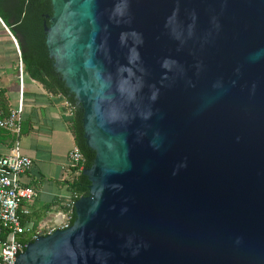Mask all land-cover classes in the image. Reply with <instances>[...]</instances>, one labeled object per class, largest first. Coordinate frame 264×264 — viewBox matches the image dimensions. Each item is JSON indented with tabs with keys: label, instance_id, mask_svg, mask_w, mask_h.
Wrapping results in <instances>:
<instances>
[{
	"label": "water",
	"instance_id": "1",
	"mask_svg": "<svg viewBox=\"0 0 264 264\" xmlns=\"http://www.w3.org/2000/svg\"><path fill=\"white\" fill-rule=\"evenodd\" d=\"M50 4L94 161L71 226L15 264H264V0Z\"/></svg>",
	"mask_w": 264,
	"mask_h": 264
},
{
	"label": "crops",
	"instance_id": "2",
	"mask_svg": "<svg viewBox=\"0 0 264 264\" xmlns=\"http://www.w3.org/2000/svg\"><path fill=\"white\" fill-rule=\"evenodd\" d=\"M6 26L0 24V98L7 108L18 105L16 56ZM66 99L50 92L42 84L25 77L22 99L20 150L32 164L20 178L22 186L33 188L35 200L19 207L21 216L42 212L53 204L39 225L53 219L60 207L70 197L65 185L67 154L74 146L73 136L64 117L68 116ZM12 145L11 135L0 130V156L8 153ZM27 212V214H24Z\"/></svg>",
	"mask_w": 264,
	"mask_h": 264
},
{
	"label": "trees",
	"instance_id": "3",
	"mask_svg": "<svg viewBox=\"0 0 264 264\" xmlns=\"http://www.w3.org/2000/svg\"><path fill=\"white\" fill-rule=\"evenodd\" d=\"M51 14L50 0H0V19L17 42L24 81L25 77H29L42 84L50 92L61 95L70 104L75 105L73 95L69 93L59 74L54 71L53 61L46 50L43 25L44 23L49 25L46 16H51ZM14 53L18 68L19 58L17 52ZM0 107L5 113L9 109L4 105L2 98H0ZM63 119L69 126L74 145L83 155L82 171L90 168L94 161V153L84 145L80 110L76 109L72 115L65 116ZM82 171L69 181H65L70 198L75 203L80 197L87 196L89 192L90 183ZM52 206L53 204L46 205L42 212L31 213L25 217L18 212L21 224L27 227V232L18 237L19 242L23 244L32 242L31 233ZM59 207L60 211L65 210V203ZM75 217V210H73L71 224ZM5 237L6 231L0 225V241L2 242Z\"/></svg>",
	"mask_w": 264,
	"mask_h": 264
},
{
	"label": "built area",
	"instance_id": "4",
	"mask_svg": "<svg viewBox=\"0 0 264 264\" xmlns=\"http://www.w3.org/2000/svg\"><path fill=\"white\" fill-rule=\"evenodd\" d=\"M0 24L5 27L0 19ZM8 35L15 45L19 58L17 68V83L19 87L18 105L9 108L5 113L0 107V130L11 135L12 145L8 153L0 156V225L6 231V237L0 241V264H15L18 257L27 244L19 242L18 237L27 232V227L21 224L18 214L19 207L23 203H32L36 198V191L31 187L22 186L20 178L29 171L32 161L24 156L20 150L22 99L24 90V74L20 61V52L14 37L6 28ZM65 106L68 115H72L71 104L66 100ZM83 155L74 145L67 154V166L65 168V181H69L82 171ZM75 202L69 197L65 202V210L53 215V219L43 222L31 233V239L50 235L55 230H64L71 226ZM27 214V212H24Z\"/></svg>",
	"mask_w": 264,
	"mask_h": 264
},
{
	"label": "rangeland",
	"instance_id": "5",
	"mask_svg": "<svg viewBox=\"0 0 264 264\" xmlns=\"http://www.w3.org/2000/svg\"><path fill=\"white\" fill-rule=\"evenodd\" d=\"M10 32V31H9ZM11 34V33H10ZM9 36V35H8ZM9 39H10V43L12 44V46H13V49H14V52L16 51V48H15V45L13 44V42H12V40H11V37L9 36Z\"/></svg>",
	"mask_w": 264,
	"mask_h": 264
},
{
	"label": "flooded vegetation",
	"instance_id": "6",
	"mask_svg": "<svg viewBox=\"0 0 264 264\" xmlns=\"http://www.w3.org/2000/svg\"><path fill=\"white\" fill-rule=\"evenodd\" d=\"M45 24V23H44Z\"/></svg>",
	"mask_w": 264,
	"mask_h": 264
}]
</instances>
